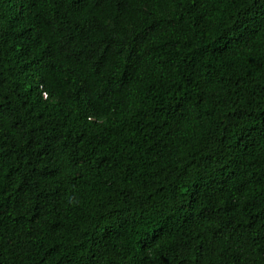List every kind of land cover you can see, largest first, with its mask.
<instances>
[{"label": "trees", "instance_id": "obj_1", "mask_svg": "<svg viewBox=\"0 0 264 264\" xmlns=\"http://www.w3.org/2000/svg\"><path fill=\"white\" fill-rule=\"evenodd\" d=\"M0 264H264V0H0Z\"/></svg>", "mask_w": 264, "mask_h": 264}]
</instances>
